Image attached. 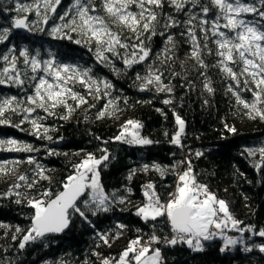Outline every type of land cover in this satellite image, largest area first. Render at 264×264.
Returning <instances> with one entry per match:
<instances>
[{
    "label": "trees",
    "instance_id": "trees-1",
    "mask_svg": "<svg viewBox=\"0 0 264 264\" xmlns=\"http://www.w3.org/2000/svg\"><path fill=\"white\" fill-rule=\"evenodd\" d=\"M242 2L258 4L259 0ZM17 3L28 6L29 10L18 12ZM100 3L101 0L94 2L95 6ZM76 5L77 0H59L58 4L48 0L47 7L45 0H0V34L10 30L7 39L0 41V80L4 81L0 83V101L16 97L12 108L6 109L5 117L0 118L5 120L0 123V140H15L31 149L0 153V158L14 156L23 160L21 176L26 177L23 181L16 177L0 184V264H102L104 259L112 263L120 259L130 241L146 242L153 236L161 241L155 242L162 251L163 264H264V252L258 247L264 245V237L239 230L248 226L255 232L264 230V155L260 151L264 149V119L255 112V118L247 115L251 109L239 103L236 94L239 100L249 104L255 101L256 108L264 111V93L256 100V90L246 73L238 76L237 83L218 66L223 58L216 54L218 37L212 35L211 22L222 13L211 0H197L195 6L188 3L183 11L166 3L161 24L156 27L157 35L141 37L150 49L149 57L129 66L125 60L138 51L131 47L139 43L135 34L120 36L122 43L130 47L116 45L114 51L100 56L95 45L83 39L82 30L73 31V27L64 26ZM201 6L208 7L207 15ZM52 7L55 12L51 11ZM169 15L179 21V27L162 26ZM192 15L196 18L191 25L186 24ZM22 17L27 18L29 33L14 27L15 20ZM241 18L264 27V18L252 13H243ZM201 19L208 20L209 25H201ZM225 22L219 21L221 26ZM57 27L60 30L53 32ZM189 28L195 32L207 68H202L191 56ZM202 28L208 29L206 38ZM220 31L229 32L223 27ZM169 35L174 46L167 41ZM24 51L27 57L21 55ZM33 60L40 62L35 72L28 69ZM49 61L86 71L88 78L97 82L95 87L100 94L83 106L74 103L70 112L61 107L50 115L36 107L30 115L26 111L31 109L28 97L35 95L42 70L47 67L45 62ZM228 66L237 72L241 69L239 63L228 62ZM156 70H159L156 74H163L159 87H170L171 92L166 88L158 90L156 83L145 87L143 77ZM105 82L111 87L105 88ZM205 83L214 91L208 92ZM165 100L170 103L165 104ZM101 111L105 114L98 118ZM65 116L66 119L62 118ZM176 116L185 122L180 138L182 146L172 142L179 128ZM30 120L45 125L48 131L34 133ZM129 120L139 123L138 135L151 140V144H129L126 139L131 135L126 132L125 139H115L124 132L122 126ZM198 152L202 155L197 156ZM89 154L97 160L108 156L97 171L103 192L109 197V210L93 214L94 206L86 207L84 203L92 198L88 189L77 201L87 219L72 214L64 232L29 241L21 249L19 244L35 214L30 201L46 198L44 202L48 203L59 195L69 183L68 178L81 170L76 166ZM188 161L195 182L206 185L217 199L226 201L232 216L242 222L238 228L229 230L231 236H241L245 242L233 253H222V239L216 238L202 241V251L193 250L186 243L164 245L170 235L167 219L145 220L136 214L139 207L147 204L142 188L154 184L160 202L168 201L180 173L188 170ZM45 192L52 196L43 195ZM120 198H124V203L119 202ZM121 224L126 227L120 228ZM17 227L20 232L16 231ZM246 247L252 250L245 251Z\"/></svg>",
    "mask_w": 264,
    "mask_h": 264
},
{
    "label": "snow or ice",
    "instance_id": "snow-or-ice-1",
    "mask_svg": "<svg viewBox=\"0 0 264 264\" xmlns=\"http://www.w3.org/2000/svg\"><path fill=\"white\" fill-rule=\"evenodd\" d=\"M211 2L218 8L219 12L222 15H218L216 20L211 22L212 35L218 37L215 40V43L218 46L217 55L222 57L218 61V66L221 67L222 71L227 73L233 80H236L239 83L238 76L247 73L255 81L256 88L264 90V27H257L256 25L246 21L241 18L243 13H252L261 18H264V0H259L257 3H244L242 0H211ZM55 3L58 4L59 0H55ZM166 3L173 5L177 11L186 10V5L191 3L193 6L196 5L197 0H101L102 7L112 17V24H122L126 26L131 32L135 34V39L139 41L137 44L131 45L132 48L138 49V51L132 53L130 59L125 60L126 65H132L135 63H142L145 61L150 54V49L146 48L144 41L141 39L142 36L148 34V36L157 35L156 27L161 24L160 17L163 15V8ZM135 5L140 10L138 12L130 10V6ZM45 6H48V0H45ZM77 15L80 17V27L82 30L86 29L87 32L91 33V37L95 38L96 41L102 46L106 47L109 51H114V45H120V47L128 48L130 47L127 43H122L119 33L113 31L109 24L105 21L102 16L91 15V12H95V7H89L88 4L83 3L82 0H77ZM160 9L161 11H156ZM16 10L18 12L28 11V6L17 3ZM51 11L55 12V7L51 8ZM201 11L207 15L209 9L206 6H201ZM37 12L39 13V7L37 6ZM67 15V13H66ZM195 15L189 17L185 22L188 25L192 24V20L195 19ZM61 19H64L62 16ZM223 19L226 22L221 26L219 21ZM47 18L45 17V22ZM72 24H75L76 21L72 20ZM201 25H209V21L206 19H201ZM165 29L179 27V21H177L172 16H167L163 20V25ZM14 27L24 28L27 27V18H17L14 22ZM65 27H68L65 24ZM223 27L228 29L229 32L234 33V35H229V32L220 31V28ZM59 27L54 28L53 32H58ZM73 31L76 29L73 28ZM8 29L5 30L4 34H0V41L7 39ZM202 31L207 37V28H202ZM185 33H181L184 35ZM160 35H164L163 32ZM188 35L192 42V52L191 56L198 61L202 68H207V65L204 64L203 59L200 56V44L197 40L195 32L192 28L188 29ZM104 37H107L105 40ZM71 38V37H68ZM125 40L128 38L125 37ZM167 41L169 44L174 46L173 37L171 35L167 36ZM79 43V41H76ZM206 47V45H205ZM168 49L166 48V51ZM21 55L27 57V51L21 53ZM5 60L8 59L7 56L4 57ZM103 59V57H101ZM257 60L259 62H257ZM27 59L25 63H27ZM228 62L232 64L239 63L241 69L239 72L234 71L232 67L228 66ZM47 67L44 71L48 72L49 75H52V61L45 62ZM40 62L33 60L32 61V71H37V67ZM7 71V69H5ZM61 71L64 73H72L71 76L63 77ZM156 72H150L148 76L143 77L146 81L145 87L148 84L156 83L158 90H166L171 92L170 87L165 86V88H160L162 73L156 74ZM79 73V69L71 65H61L55 70V80L50 82L48 79L41 77L35 87V95L28 97V100L37 105L39 108L44 109L47 112L45 107L46 101H51V107L55 108L60 104H64L68 111L72 109L67 105V102L63 99H60L65 92L70 94V98L78 103H87L84 97H79L78 94L73 92L71 89H65L61 87V84H67L69 80L73 79ZM201 75H206L201 72ZM83 76H87V72L83 73ZM140 78V77H138ZM35 79V77H33ZM89 79H91L89 77ZM81 83L88 85V81L81 78ZM248 81H245L247 83ZM0 83H4L3 80H0ZM23 84V81H20ZM93 84H96V81H92ZM105 88H110L111 85L105 82ZM205 88L208 92H213L214 89L210 87L209 83H205ZM99 90V89H97ZM231 91V86L229 87ZM108 93L106 92L105 95ZM237 94L238 102L243 104L245 108H250L251 111L246 113L247 115L255 118L253 112L256 115L264 119V111L256 108V102L253 101L252 104H249L243 100H239V95ZM254 96L256 100L260 99L261 91H255ZM13 101H16V97L10 99H5L0 101V118L5 117V110L12 108ZM207 102V101H206ZM109 105H112V101L108 102ZM165 104L170 103L169 100L164 101ZM13 110H15L13 108ZM26 111L32 112L35 111V108L27 109ZM159 111V109H158ZM54 115V113H49ZM104 111H101L98 115V118L104 116ZM62 118H67L62 117ZM4 119H0V123H4ZM176 123L179 126L177 133L173 137L172 142L176 145H181L180 135L184 132V121L176 116ZM33 127L39 129L42 125L37 124L35 120L32 121ZM128 126L132 128L139 129L140 125L135 121H127L123 125L124 132L120 136H117L115 139L123 140L125 139L124 133L128 131ZM229 131H235L234 128H229ZM51 139V137H48ZM126 142L129 144H141L147 145L151 144L152 141L147 138H142L138 135L137 132H132L130 138L126 139ZM7 143L8 145L15 146L17 141L9 140L7 142L0 141V144ZM182 146V145H181ZM8 150L20 151V147H12ZM23 150L30 151V148H25ZM106 151V150H105ZM262 155H264V149L260 150ZM197 156L202 155V153H196ZM108 156L104 155L101 159H94L92 154H89L86 159H84L81 165L76 166L79 170L80 168H86L87 172H91L92 176L90 182L86 180V173L79 172L76 176H70L68 178L69 183L64 185L65 191L61 192L54 200L45 203L43 200L33 199L30 201L31 207L35 209V214L33 217V223L31 227L27 230L26 234L23 235V241L19 244L21 249L25 248V245L29 241H36L37 239L45 237L49 233H61L66 228L69 227L70 217L72 214H79L84 219H87L85 211L82 210L77 205V200L85 194L88 189H91L92 198L91 201H84L86 207L93 205L91 209L93 214H96L97 211H108V201L109 197L103 192L102 186L99 183L98 176L99 173L96 171V165H99L103 160H107ZM92 161V165L89 167V163ZM31 161V158L29 160ZM189 168L187 171L180 176V181L182 184H178L177 191L171 193L172 197L166 204H162L158 196L152 195L149 196V203L143 207L137 209L136 214L142 216L145 220L149 218L155 221L158 217H164L172 226V229L175 235L171 239H165L164 243L169 246H175L178 243H186L189 248L202 251L203 244L202 241H209L213 239L218 233L215 230H220L223 232L224 229L231 228L236 229L238 225L241 224V221L236 220L229 211V205L224 200H218L214 194L207 193L206 185H197L195 183V178L187 179L191 173V161L187 162ZM148 166L145 165V168ZM130 178V177H129ZM20 180H26L25 176H20ZM32 184H29V187H32ZM19 187V185H16ZM149 189H154V186L149 184L147 186ZM147 194V193H146ZM43 195L47 196L49 193L45 192ZM200 196H204L203 199H199ZM113 198H115L113 194ZM19 203V201H17ZM120 203H124V198L119 199ZM71 209V212L69 211ZM120 228H125L126 225H119ZM240 231H252L254 235L264 237V230L255 232V230L248 226L247 229H239ZM17 232H20L19 227L16 228ZM105 243H108L107 237H103ZM13 239H16L14 236ZM152 240L160 243L158 237H151ZM239 243L238 240L228 238L224 247L221 248V252L225 251L230 245H236ZM140 244V239L132 240L129 242V246L122 252L118 264H132V261H135L136 264H163V259L161 251L159 248L150 249L149 246H142L137 249V245ZM259 250L264 252V245H259ZM245 251H251V247H246ZM152 251L153 255L148 257L145 260H142V257H145L146 254ZM131 254V256H130ZM102 264H110L108 259H104Z\"/></svg>",
    "mask_w": 264,
    "mask_h": 264
},
{
    "label": "rangeland",
    "instance_id": "rangeland-1",
    "mask_svg": "<svg viewBox=\"0 0 264 264\" xmlns=\"http://www.w3.org/2000/svg\"><path fill=\"white\" fill-rule=\"evenodd\" d=\"M92 1H93V3H91V4L86 3V4H88V6L90 8L91 7H95L96 8V11L95 12H91L90 13L91 15H99V16H102L105 19V21L109 24V26L113 29V31L116 32V33H119L120 36L122 34L131 33V31L126 26H124L122 24H119V23L112 24V17L106 11H104V9L102 7V4L100 3L99 6H95L94 2H96L97 0H92ZM83 3H85V2H83ZM130 10L136 12V10H140V9L138 7H136L135 5H131L130 6ZM77 11H78V8H77V5H76L75 8H74L73 16L70 18V20L66 21V24L68 25V28H70V29H71V27H73L76 30H82L81 27H80V24H81L80 17L77 15ZM72 20H75L76 23L75 24H72L71 23ZM81 35H82L83 39L87 43H91V44H94L95 45V48L97 49V52H99L100 56H104V55L106 56L107 55V52H111L106 47H104L101 44H99L96 41L95 38H92L91 37V33L87 32L86 29H84V30L81 31ZM104 39L106 40L107 37H104ZM115 46L116 45H114V47ZM257 62H259V61L257 60ZM61 65L62 64H60V63H54V64H52V73H53L52 75H49L48 72L42 70L43 74L41 75V77H43L45 79H48L50 82L54 81L55 80V75H54L55 70L57 68H59ZM28 69H32V62L28 65ZM77 69H79V68H77ZM84 72H86V71H83V70H80L79 69V73L73 79L69 80L66 85L65 84H61V87L62 88H65V89H71L73 92H75V93L78 94V99H79V97L82 96L87 101V103H89L90 99H94L95 97H97L100 94V92L97 90L98 88L95 87L96 84H93L92 83V81H93L92 79H89L88 76H83V73ZM61 75L63 77H67V76H71L72 73H64L63 71H61ZM246 75L249 76L247 73H246ZM81 78H83L84 80H87L88 81V85L87 86L84 83H81L80 82ZM249 81L253 84V88L256 91H261V93H264V90L257 89L256 88L255 81L251 78V76H249ZM60 99H63L64 101H66L68 106H72L74 103L77 106H83V105L87 104V103L80 104V103H78V101L72 100L70 98V94H68L67 92H65V94ZM50 105H51V101H46L45 102V107L48 109L47 112L45 111L46 113H55L57 110H59V108L66 107L64 104H60V105H58L55 108H52ZM36 107H38V106L37 105H34V104H32L30 102V108L31 109L32 108H36ZM32 121L33 120H30L29 121V124H30V127L32 128V131L34 133H46L48 131L45 125H43L40 122H38V121L35 120L37 124L42 125V127L39 129V132H37V129L33 127ZM132 132H137V129L132 128L131 126H128V131L126 133H128V134L131 135ZM181 136H182V133L180 135V138H181ZM0 141L7 142L9 140H0ZM12 147H20L23 150L25 148V145L22 144V143H20V142H17V145H15V146L8 145L7 143L0 144V153H3V152H10V153L15 152V150H8L9 148H12ZM23 164H24V161L23 160H21L20 158L14 157V156H9L8 158H0V184H3L5 182H8L12 178H16V177L19 178L21 176V169L23 167ZM91 165H92V161H90L89 167ZM97 168H98V165H96V171H97ZM79 172H85L86 173V180H88L90 182V178L92 176V173L91 172H87V169L86 168H81V170H79ZM191 177H193L192 174H190L189 178H187V179L190 180ZM98 180H99V178H98ZM178 182L179 183H182L180 181V177L178 179ZM176 189H177V187H176ZM207 193L212 194L208 190H207ZM47 196L48 197H51L52 195L49 193V195H47ZM147 196H148V194H147ZM45 199L46 198H42L41 200L45 201ZM148 203H149V198L147 199V204ZM158 218H160V217H158ZM231 229H233V228H231V226H229V228L224 229L223 232H221L220 230H215V231H218L217 232L218 234L214 238H216V239H222V247H224V245L226 243V240H227L226 237H225V235L226 234H229L231 236V234L229 233V230H231ZM231 239L238 240L239 243H237L236 245H230L222 253H228V254L233 253L238 246L245 244V242L242 240V237L241 236L233 235L231 237ZM142 246H149L150 249H153V250L159 248L158 246H156V242L154 240H148L146 242L140 241V244L137 245V249H139ZM160 251H161V249H160ZM152 255H153V252L152 251H149L146 254V256L145 257H142L141 259L142 260H145L148 257H151ZM161 255H162V251H161ZM130 256H131V254H130ZM162 259H163V255H162ZM119 260L120 259H118L117 261L112 262L110 264H118V261ZM132 264H136V262L135 261H132Z\"/></svg>",
    "mask_w": 264,
    "mask_h": 264
},
{
    "label": "built area",
    "instance_id": "built-area-1",
    "mask_svg": "<svg viewBox=\"0 0 264 264\" xmlns=\"http://www.w3.org/2000/svg\"><path fill=\"white\" fill-rule=\"evenodd\" d=\"M182 175V172L180 173V175H179V177ZM179 179V178H178ZM178 184H182V183H179V182H177V184H176V187L178 186ZM197 184V183H196ZM151 185H153L154 186V184H151ZM198 185V184H197ZM148 186V185H147ZM147 186H144L143 188H142V190L145 192V194L147 193L148 194V196H147V194H146V196H147V199L149 198V196H152V195H155V196H157L156 195V193H155V190L154 189H149ZM155 187V186H154ZM176 187H175V190H174V192L173 193H175L176 192ZM172 198V197H171ZM170 198V199H171ZM204 198V196H200L199 197V199H203ZM169 199V200H170ZM168 200V201H169ZM168 201H166V202H164V203H162V204H166ZM167 223H168V226H169V230H170V235L168 236V238L167 239H171L174 235H175V233H174V231H173V229H172V226H171V224H170V221H168L167 220ZM225 237L228 239V238H230V235L229 234H226L225 235ZM164 245H166V243H164Z\"/></svg>",
    "mask_w": 264,
    "mask_h": 264
},
{
    "label": "water",
    "instance_id": "water-1",
    "mask_svg": "<svg viewBox=\"0 0 264 264\" xmlns=\"http://www.w3.org/2000/svg\"><path fill=\"white\" fill-rule=\"evenodd\" d=\"M18 30L21 31V32H24V33H29V32H30V28H29L28 26H27V27H24V28H18ZM29 114L32 115L33 112H30ZM64 191H65V189H64L62 192H64ZM56 197H57V196H56ZM56 197H55V198H56ZM55 198H53L52 200H54ZM78 200H79V199H78ZM78 200H77V201H78ZM50 201H51V200H50ZM76 203H77V202H76ZM69 211L71 212V209H70ZM65 230H66V229H65ZM65 230H64V231H65ZM64 231H63V232H64ZM61 233H62V232H61ZM61 233H49V234H46V235L61 234ZM46 235H45V236H46Z\"/></svg>",
    "mask_w": 264,
    "mask_h": 264
},
{
    "label": "crops",
    "instance_id": "crops-1",
    "mask_svg": "<svg viewBox=\"0 0 264 264\" xmlns=\"http://www.w3.org/2000/svg\"><path fill=\"white\" fill-rule=\"evenodd\" d=\"M216 232H218V231H216Z\"/></svg>",
    "mask_w": 264,
    "mask_h": 264
}]
</instances>
